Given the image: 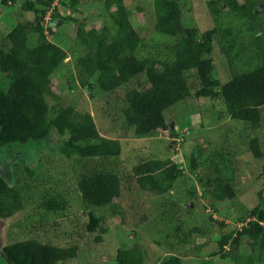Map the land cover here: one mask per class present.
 <instances>
[{
	"label": "trees",
	"instance_id": "trees-1",
	"mask_svg": "<svg viewBox=\"0 0 264 264\" xmlns=\"http://www.w3.org/2000/svg\"><path fill=\"white\" fill-rule=\"evenodd\" d=\"M35 1L40 3L38 8ZM51 1L23 0L20 8L31 11L33 18L16 22L0 36V147L42 142L54 131L64 136L67 156L107 160L119 154V141L101 135L89 112L61 105L59 96L50 88V74L67 55L46 36L52 34L53 20L44 25L43 16ZM254 1L210 0L208 10L213 26L200 32L195 26L182 24L177 0H151L152 46L139 38L122 0H100L108 22L99 28H85L83 18L69 14L78 11L79 0H59V5L69 12L60 19L73 23L74 38L83 48L82 52L75 48L70 52L80 70V86L88 92L96 88L109 94L139 75L144 77L146 85L128 88L120 108L128 135L138 139L158 132L165 121L164 110L191 95L218 100L226 117L252 128L263 121L264 3L263 9L255 14L253 9L257 10L259 2ZM0 3L13 4L15 0ZM228 13L239 19L248 18L246 32L233 24ZM215 44L229 67L228 78L223 82L211 75ZM46 96L52 97L54 104L48 105ZM247 149L253 158H264V148L257 136L248 138ZM225 158V153H212L209 167L220 173L197 177L202 197L211 207L215 200L232 199L236 194L234 178L227 166L231 162L224 163ZM191 160L193 168L195 160ZM16 166L21 168L16 169L19 177L12 185L0 174V219L23 207L25 198L18 181L23 185L32 181L34 172L30 165ZM180 173L176 165L155 167L150 160L141 158L131 164L128 174L120 177L103 165L100 169L80 171L75 177V188L82 207L87 209L86 230L92 232L101 224V216L91 208L108 206L110 215L118 211L123 180L131 179L139 190L162 195L171 189ZM255 196L256 203L247 219H240L241 226L216 240L221 257L232 264H264V179ZM37 197L39 215L58 217L68 205L65 196L59 193L44 191ZM193 230L200 232L196 227ZM94 240H99V236ZM225 245L227 248L223 249ZM2 254L10 264H58L80 253L75 245L61 247L26 238L5 244ZM115 262L140 264L142 255L135 249H117ZM175 262L171 258L157 264Z\"/></svg>",
	"mask_w": 264,
	"mask_h": 264
},
{
	"label": "rangeland",
	"instance_id": "rangeland-1",
	"mask_svg": "<svg viewBox=\"0 0 264 264\" xmlns=\"http://www.w3.org/2000/svg\"><path fill=\"white\" fill-rule=\"evenodd\" d=\"M177 1L184 26H195L200 32L213 26L208 10L210 0ZM22 2L0 3V36L16 22L33 18L31 11L20 8ZM122 2L141 41L152 46L151 0ZM238 2L243 3L244 0ZM258 2L257 10L253 9L255 14L263 9L264 0ZM35 3L38 8L40 3ZM79 4L75 13L62 8L59 0H52L45 8L43 24L53 20L52 34L46 36L67 52L49 76L50 88L59 96L61 105L89 112L101 135L119 141L120 151L107 160L69 157L64 152V136L54 131L42 142L29 141L0 147V174L8 184L12 185L16 176L19 177L16 169L19 171L21 167L18 168L17 164L30 165L34 172L28 185L18 181L25 198L23 207L0 219V264H10L2 254V247L26 238L61 247H79L80 254L58 264H116L117 249L139 251L142 255L140 264H157L171 258L176 260L175 264H232L221 257L222 251L218 249L216 240L223 233L239 228L240 219L246 220L250 208L256 203L255 193L264 179V158L252 157L247 149V140L255 135L264 148V110L263 121L252 128L245 122L226 117L218 100L191 95L164 110L165 121L153 136L130 137L121 119L120 108L128 88L146 85L144 77L139 75L109 94L96 88L90 93L79 85L80 70L74 65L70 52L73 48L82 52L83 48L74 38L73 23L60 17L69 13L83 18L85 28H99L102 23L108 22L100 0H79ZM228 15L235 26L246 32L248 18ZM211 59V75L220 82L225 81L229 67L216 44ZM45 99L48 105L54 104L52 97L46 96ZM215 152L225 153L224 163L230 160L231 164L227 166L234 178L232 182L236 194L232 199L215 200L211 207L202 197L197 177L220 173L209 167L210 155ZM139 158L150 160L155 167L176 165L181 173L171 189L162 195L139 190L131 179L128 182L123 180L118 211L110 215L108 206L91 208L101 216V224L88 232L87 209L79 201L75 188L76 175L87 169H100L103 165L120 177L123 173L128 174L131 164ZM191 158L195 160L193 168ZM44 191L65 196L68 205L60 216L36 213L37 195ZM195 227L200 232L194 231ZM96 236H99L97 241L94 240ZM226 248L227 245L223 246V249Z\"/></svg>",
	"mask_w": 264,
	"mask_h": 264
}]
</instances>
